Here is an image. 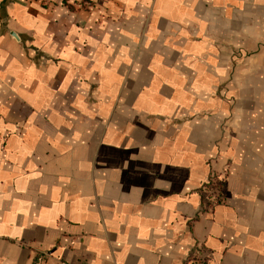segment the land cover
Instances as JSON below:
<instances>
[{
    "label": "crops",
    "instance_id": "0c3cea01",
    "mask_svg": "<svg viewBox=\"0 0 264 264\" xmlns=\"http://www.w3.org/2000/svg\"><path fill=\"white\" fill-rule=\"evenodd\" d=\"M0 264H264V0H0Z\"/></svg>",
    "mask_w": 264,
    "mask_h": 264
},
{
    "label": "built area",
    "instance_id": "2783aa9c",
    "mask_svg": "<svg viewBox=\"0 0 264 264\" xmlns=\"http://www.w3.org/2000/svg\"><path fill=\"white\" fill-rule=\"evenodd\" d=\"M221 183L222 179L219 175L211 174L200 188V192L203 194L210 206H213L215 203Z\"/></svg>",
    "mask_w": 264,
    "mask_h": 264
}]
</instances>
